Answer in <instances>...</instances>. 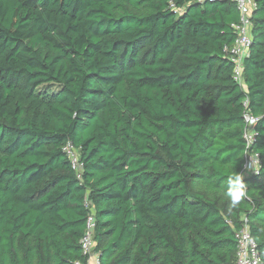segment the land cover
Wrapping results in <instances>:
<instances>
[{
	"label": "trees",
	"instance_id": "obj_1",
	"mask_svg": "<svg viewBox=\"0 0 264 264\" xmlns=\"http://www.w3.org/2000/svg\"><path fill=\"white\" fill-rule=\"evenodd\" d=\"M252 1L239 85L224 53L232 0H0V264H86L85 200L99 264H235L244 225L264 264V0ZM237 173L247 195L232 207Z\"/></svg>",
	"mask_w": 264,
	"mask_h": 264
},
{
	"label": "built area",
	"instance_id": "obj_2",
	"mask_svg": "<svg viewBox=\"0 0 264 264\" xmlns=\"http://www.w3.org/2000/svg\"><path fill=\"white\" fill-rule=\"evenodd\" d=\"M204 0H198V2H202ZM213 1V0H209ZM237 7L239 12V22L232 25V29L236 34L235 41L231 47H225L224 53L230 57L234 69H233V78L234 80L241 85L242 84V65L244 59L247 57L249 53V48L251 44V36H250V17L252 11L255 8V4L252 0H232ZM244 105H247V101H244ZM255 120V123L258 121V118H254L249 113L244 116V120L246 123L245 130V139L248 144L253 141L254 132L253 127L254 124H250L249 120ZM65 152L68 155V159L72 164V167L76 171H80L82 165H80L78 161L77 151L71 146L68 145L65 149ZM258 166V156L252 155L248 158L245 170L246 172L253 173L257 170ZM79 177V176H78ZM84 206L87 210V216L84 225V233L82 238L80 239V247L81 252L84 256L87 257L86 264H99L98 255L94 252L95 250V210L93 204L85 200ZM236 238V260L235 264H260L258 251L256 247V243L251 237L249 228L247 225L235 233ZM80 264V263H76Z\"/></svg>",
	"mask_w": 264,
	"mask_h": 264
},
{
	"label": "clouds",
	"instance_id": "obj_3",
	"mask_svg": "<svg viewBox=\"0 0 264 264\" xmlns=\"http://www.w3.org/2000/svg\"><path fill=\"white\" fill-rule=\"evenodd\" d=\"M250 124H254L255 120L250 119ZM226 195L229 198L232 207H236L247 195V185L244 182V176L241 173L231 175L227 178Z\"/></svg>",
	"mask_w": 264,
	"mask_h": 264
},
{
	"label": "rangeland",
	"instance_id": "obj_4",
	"mask_svg": "<svg viewBox=\"0 0 264 264\" xmlns=\"http://www.w3.org/2000/svg\"><path fill=\"white\" fill-rule=\"evenodd\" d=\"M41 90L43 91H48V92H55L57 90V86L53 85V84H48V85H44L42 87H40Z\"/></svg>",
	"mask_w": 264,
	"mask_h": 264
}]
</instances>
